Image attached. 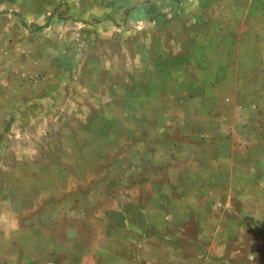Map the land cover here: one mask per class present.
<instances>
[{"label":"rangeland","instance_id":"1","mask_svg":"<svg viewBox=\"0 0 264 264\" xmlns=\"http://www.w3.org/2000/svg\"><path fill=\"white\" fill-rule=\"evenodd\" d=\"M0 264H264V0H0Z\"/></svg>","mask_w":264,"mask_h":264}]
</instances>
